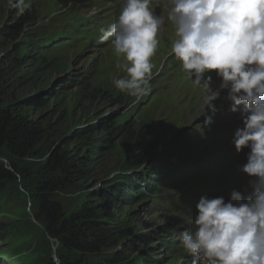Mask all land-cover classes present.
Segmentation results:
<instances>
[{"label":"trees","instance_id":"1","mask_svg":"<svg viewBox=\"0 0 264 264\" xmlns=\"http://www.w3.org/2000/svg\"><path fill=\"white\" fill-rule=\"evenodd\" d=\"M31 1L17 22L0 28V215L9 218L0 219V241L9 246L1 253L24 254L27 264H164L162 260L169 257L172 264V253L185 255L176 245L172 223L139 234L135 213L139 214L140 205H146L153 208L151 215H156L148 187L166 170L186 165L205 180L227 174L228 160L214 149L221 121L209 124L202 132L186 127L177 137L181 128L175 130L164 123L156 128L137 113L120 117L124 105L132 100L91 82L71 96L73 109L60 111L61 100L52 107L53 100L62 95L49 87L57 75L69 78L71 55H42L29 60L31 41L35 40L29 36L30 28L47 21L53 29L80 12L60 2L54 8L51 4L55 0ZM9 42L17 57L4 63L2 54ZM28 66L31 69L25 70ZM12 75L18 79L16 86H9ZM66 87L61 83L57 91ZM93 117L95 122L90 120ZM114 153L121 158L119 170L91 190L79 208L67 212L63 194L74 197L75 189L89 188L92 182L103 179L110 170L103 159ZM148 162L156 165L137 170ZM28 201L38 222L25 207L17 209L19 202ZM53 242L58 261L53 256ZM155 242L159 248L153 247ZM148 246L152 249L146 251Z\"/></svg>","mask_w":264,"mask_h":264},{"label":"clouds","instance_id":"2","mask_svg":"<svg viewBox=\"0 0 264 264\" xmlns=\"http://www.w3.org/2000/svg\"><path fill=\"white\" fill-rule=\"evenodd\" d=\"M69 0H55L62 5ZM153 0H124L122 8L101 27L98 18L82 14L49 28L47 21L32 25L29 36L47 40L67 30H81L86 43L110 41L123 64L126 76L114 78V86L137 101L150 91L154 64L158 58V32L164 19L154 14ZM167 19L177 37L171 52L182 62L195 86L206 90V123L221 109L213 101L227 89L233 112L241 114L243 126L236 129L232 144L237 153L245 148L247 163L241 171L253 179V195L245 197L233 189L231 199L201 196L196 204L193 230H183L179 239L192 255L191 264H264V0H163ZM23 15L29 0H8ZM89 8L94 6L91 1ZM67 8V7H66ZM100 29V30H99ZM34 41V40H33ZM71 65L68 77L71 76ZM222 79L220 90L212 91L211 75ZM55 82V81H54ZM128 94V95H127ZM243 105L241 108L240 106ZM120 112V111H119Z\"/></svg>","mask_w":264,"mask_h":264},{"label":"rangeland","instance_id":"3","mask_svg":"<svg viewBox=\"0 0 264 264\" xmlns=\"http://www.w3.org/2000/svg\"><path fill=\"white\" fill-rule=\"evenodd\" d=\"M89 2L91 1L69 0L63 6L67 8L73 6L76 9H80L82 11V14L86 17L98 18L100 25L107 23L118 11L121 0H94L92 1L94 3V6H92L91 8H89L88 6ZM32 3L33 1L29 0L30 6ZM30 6L26 9V11L30 8ZM51 6L54 8L58 7L55 3H52ZM160 8L162 17L164 19V24L166 25L165 31L169 33V35H172V26L170 21H168L167 19L168 8L164 5L163 1H160ZM21 16L22 15L17 14V11L15 9H12L9 6L8 0H0V28H4L6 26H9L11 23L17 22V20ZM83 30L88 32L87 27L79 31L70 29L67 30L63 35L54 37L52 39L31 41V58L29 60H35L34 57H40L42 55H71L70 61H72L73 65L71 68L72 79H64L65 77L62 73V77L60 75L55 76L53 84L49 87L53 89L55 93L60 92L62 95L61 97L55 98L52 105L53 107L55 103L61 100L62 104L60 105V107L62 109L60 111H68L73 109L74 104L71 101V96L77 93L76 91L80 87L85 86L90 82L96 85H106V87L110 88L116 96L121 93H125L118 90L113 84L114 78H119L127 75L122 68L117 67L118 63L123 64V57H118L115 54L114 47L110 41L103 43L97 41L84 44L85 41H81V33ZM157 38L159 40L158 48L160 49V55L158 58H152V62L154 64L152 76L156 77L152 82H150V91L147 93V95L143 96L138 101L134 97H131L127 94L129 99L132 100V103L128 102L126 105H124L122 109H124L125 111L121 112L119 116L127 118L130 114L137 113L140 119H146L147 122H152L156 128H160L163 123L165 125H172L173 127H175V130H177V128H181L182 130L175 134L177 137H179L183 133L184 128L189 126V130H192L193 132H202L201 129L206 127L207 116L211 115L210 111L205 114V96L207 93L205 94V92H203L200 94L199 92L201 89L193 86L188 80H185L183 83H181L183 78L178 79L177 76L178 72H181L180 65L174 54L170 51V47L172 45L171 42H168L164 34H159ZM9 43L10 45L5 47L3 50L2 58L4 60V63L12 62L14 61L15 57H17L13 52L11 42ZM166 55L168 65L164 60V57ZM30 69L31 66H28L25 70ZM44 71L46 70H39V73H42ZM183 76L185 77V74H183ZM16 79V76L14 77L12 75L9 80V86H16ZM38 81H42V79L38 78ZM33 83H35V80H33ZM61 83H65V85L69 87L57 91ZM184 87L187 91L185 95ZM215 101H213V103L217 108H220L221 110L218 111L212 118H225L228 115V113L226 112L228 108H226L224 104H217L218 100ZM102 105H99L101 106V109L105 108V105ZM240 107L242 108L243 105H241ZM106 110L107 108L104 110V112ZM104 112L98 111L99 116L103 117ZM239 116H241L240 113ZM90 120L91 122H95L97 118L93 117ZM161 120H164V122H162ZM224 129H226V126L223 127V130ZM170 139H168L167 141H169ZM164 148L165 147L163 144L158 149V153L156 156L157 159L160 158V155L162 154ZM179 149L181 148L179 147ZM203 150H200L198 152H202ZM186 156L187 153L182 155V157L184 158ZM39 160L40 163L43 159ZM103 162L108 168H110V170L103 175V179H100V181L97 180L92 182L89 188L84 189V187H80L79 189H75L77 194L74 197L68 198V194H63L64 200L62 202L67 212H71L73 209L79 208L87 200L88 193L95 187L104 183V181L102 180H105L106 178L109 179L112 173L119 170L118 166H121V158L117 153L111 154L108 157L104 158ZM190 170L191 169H189V167L183 165L179 166L176 170H166V174L169 176V179L172 180L175 177H179L189 173ZM182 196L185 197V193H182ZM17 205V209L19 210L25 207L29 215L32 216V219L36 220L33 221L38 222L33 214V204L31 201L24 203L19 202ZM137 206L138 204H136L135 208ZM139 209V214L135 213L136 225L140 228L139 234L153 231L158 226L165 224V222H174L171 219L162 216L163 211L158 208L154 211L156 215H151V213L153 212L152 207L148 208L146 205H140ZM0 219L9 220L8 216L6 215L0 216ZM172 227L181 229L182 224L176 223L173 224ZM155 244L158 245V243L155 242L153 247L159 248L155 246ZM177 244L180 248L182 247L178 239ZM142 245L144 246V248H147V245ZM8 247V245H4L0 241V264H13V262L14 264H27L24 261L25 256L17 257V255H13L10 258L4 256L1 253V249ZM52 247L54 259L55 261H58L57 254L55 252L57 244L53 242ZM150 249H152V246H148V249L146 251ZM168 259L169 258H165L164 260H162V263L166 262ZM183 260H187L186 255L183 256Z\"/></svg>","mask_w":264,"mask_h":264},{"label":"water","instance_id":"4","mask_svg":"<svg viewBox=\"0 0 264 264\" xmlns=\"http://www.w3.org/2000/svg\"><path fill=\"white\" fill-rule=\"evenodd\" d=\"M4 161H5L6 164H8V161H7V160H4ZM33 220H34V219H33ZM34 221H36V220H34Z\"/></svg>","mask_w":264,"mask_h":264},{"label":"bare ground","instance_id":"5","mask_svg":"<svg viewBox=\"0 0 264 264\" xmlns=\"http://www.w3.org/2000/svg\"><path fill=\"white\" fill-rule=\"evenodd\" d=\"M219 101V98L217 99ZM216 102V101H215Z\"/></svg>","mask_w":264,"mask_h":264}]
</instances>
